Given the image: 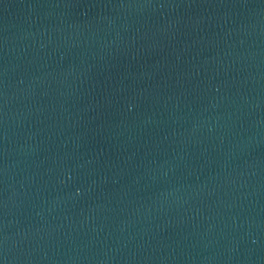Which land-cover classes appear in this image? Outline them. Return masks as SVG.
Instances as JSON below:
<instances>
[{
    "label": "water",
    "instance_id": "1",
    "mask_svg": "<svg viewBox=\"0 0 264 264\" xmlns=\"http://www.w3.org/2000/svg\"><path fill=\"white\" fill-rule=\"evenodd\" d=\"M0 264H264V0H0Z\"/></svg>",
    "mask_w": 264,
    "mask_h": 264
}]
</instances>
